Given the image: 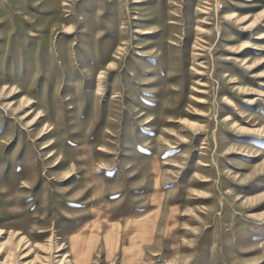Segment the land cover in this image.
<instances>
[{
  "label": "rangeland",
  "instance_id": "1",
  "mask_svg": "<svg viewBox=\"0 0 264 264\" xmlns=\"http://www.w3.org/2000/svg\"><path fill=\"white\" fill-rule=\"evenodd\" d=\"M0 264H264V0H0Z\"/></svg>",
  "mask_w": 264,
  "mask_h": 264
},
{
  "label": "crops",
  "instance_id": "2",
  "mask_svg": "<svg viewBox=\"0 0 264 264\" xmlns=\"http://www.w3.org/2000/svg\"><path fill=\"white\" fill-rule=\"evenodd\" d=\"M162 194H163L162 190H160V193H159V191L155 187H150V189L147 193V196L150 199V203H153V200H155L157 202L158 201L157 199H159L160 200V207H162V205H163V203H162L163 195ZM153 205H156V204H153ZM166 207L168 208L167 204H166ZM126 208H128V207H126ZM149 211L148 210L147 211H138L136 213L137 214L136 217H134V218L132 217L133 220L129 221V219H126V221H123L122 224H124L125 222L131 223L132 221L138 222V223L145 221L144 223H145L146 228H147L148 223L146 222V220L151 215L148 213Z\"/></svg>",
  "mask_w": 264,
  "mask_h": 264
}]
</instances>
